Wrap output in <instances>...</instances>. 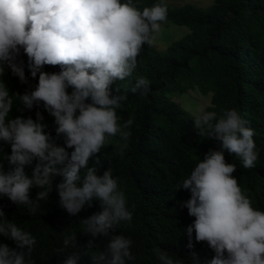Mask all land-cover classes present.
<instances>
[{"label":"clouds","instance_id":"obj_1","mask_svg":"<svg viewBox=\"0 0 264 264\" xmlns=\"http://www.w3.org/2000/svg\"><path fill=\"white\" fill-rule=\"evenodd\" d=\"M166 19V0L142 10L134 0H0V142L11 147L10 154L0 147L5 153L0 159V197L25 206L33 215L54 187L60 207L73 216L99 200L102 211L82 219L81 232L109 237L103 249L93 248L91 239L83 247L93 264L135 260L131 237L114 234L123 223H131L134 214L119 177L110 167L101 174L89 161L105 147L108 137L119 136L121 156L128 148L134 118L121 124L117 110L129 92L146 96L151 82L137 77L123 91L116 86L114 92L112 86L133 76L139 53L145 43H153ZM21 50L28 57L31 77L39 74L38 82L23 93L11 91L4 78L10 69L21 83H29L25 63L18 60ZM45 65H59L60 70L44 71ZM17 100L21 111L36 107V118L10 117ZM40 105L55 118L56 137L63 136L64 144L46 131ZM193 115L199 135L215 138L220 147L205 153L177 187L191 193L182 202L195 217L185 229L188 246L194 247L195 232V240L206 241L215 253L203 264H264V210L253 207L233 175L236 165L225 159L226 150L240 157L244 167H254L259 156L254 130L235 108L218 118L216 111L201 105ZM4 160L12 166L8 171ZM96 160L99 163L98 156ZM34 161L38 162L29 175L26 165ZM56 175L64 179L54 185ZM33 186L40 188L35 198L30 195ZM65 233L63 247L56 252L81 247L76 232ZM0 234L17 245L0 242V264H36L37 238L8 219L3 207ZM154 253L159 264H180L166 250L156 248ZM80 257V252L72 251L60 264H78ZM192 257V264H201L197 253Z\"/></svg>","mask_w":264,"mask_h":264},{"label":"trees","instance_id":"obj_2","mask_svg":"<svg viewBox=\"0 0 264 264\" xmlns=\"http://www.w3.org/2000/svg\"><path fill=\"white\" fill-rule=\"evenodd\" d=\"M158 2L134 0L141 10ZM165 21L186 26L190 31L170 43L166 50L156 48L154 43H145L133 76L112 86L114 92L116 86L123 91V86L130 81L145 77L151 82V91L146 96L129 92L128 99L117 110L121 124L134 118L124 155L121 156L119 151V136L108 137L101 152L90 158L89 166L96 164L101 174L110 167L113 175L119 177L128 205L133 210L131 223H123L121 229L114 233L123 232L133 240L131 251L135 260L129 264H159L154 253L156 248L166 250L179 259L180 264H192V253H197L203 264L215 253L206 241L195 240V232L192 235L194 247L188 246L189 237L185 229L195 217L189 215L182 202L188 200L191 193L177 187L205 153L220 147V142L200 136L193 127L194 116L170 94L188 93L195 89L203 95L212 92L211 104L206 107L216 111L218 118L227 109L239 111L246 125L254 130L258 160L254 167L246 168L240 157L226 150L225 159L236 165L233 175L251 198L253 207L264 210V0H215L206 7L191 3L180 6L167 4ZM19 59L25 63L29 83H21L10 69L4 78L11 91L23 93L38 82L39 74L36 78L31 77L27 69L28 57L23 50ZM43 70L59 71L60 66L45 65ZM20 106L17 100L9 116L31 115L36 118V107L21 111ZM39 110L48 124L46 131L52 133L58 144H64L63 136L56 137L55 118L42 105ZM0 147L11 153L10 145L0 142ZM4 154L0 151V159ZM36 162L26 165L29 175ZM3 163L5 171L12 167L7 160ZM63 179L62 175H56L54 185ZM39 191V187L33 186L31 197L35 198ZM59 199L54 187L49 199L40 202L35 215L7 197H0V207L4 208L8 219H13L37 238L33 252L36 264H60L72 251L81 253L78 264H93L91 257L83 254L88 241H94L93 248L103 249L109 237L103 234L93 237L90 233L81 232L82 219L102 211L100 201L94 199L92 206L86 205L73 216L60 207ZM65 230L77 233L81 247L56 252L57 248L63 247ZM0 242L17 247L15 241L3 234H0Z\"/></svg>","mask_w":264,"mask_h":264},{"label":"rangeland","instance_id":"obj_3","mask_svg":"<svg viewBox=\"0 0 264 264\" xmlns=\"http://www.w3.org/2000/svg\"><path fill=\"white\" fill-rule=\"evenodd\" d=\"M214 1L215 0H166V3L170 6H180L185 3H191L199 7H206L214 3ZM189 31V28L186 26L176 25L172 21H164L161 23L159 33L155 34L153 43L156 48L166 50L170 43L182 38ZM170 95L173 100L188 109L192 115L196 111L197 107L201 105H210L212 99V92H210L209 95H203L198 91V89L191 90L188 93Z\"/></svg>","mask_w":264,"mask_h":264}]
</instances>
